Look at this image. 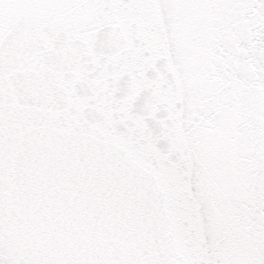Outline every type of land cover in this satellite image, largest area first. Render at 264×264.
<instances>
[{
	"label": "water",
	"instance_id": "obj_1",
	"mask_svg": "<svg viewBox=\"0 0 264 264\" xmlns=\"http://www.w3.org/2000/svg\"><path fill=\"white\" fill-rule=\"evenodd\" d=\"M48 264H264V0H39Z\"/></svg>",
	"mask_w": 264,
	"mask_h": 264
}]
</instances>
